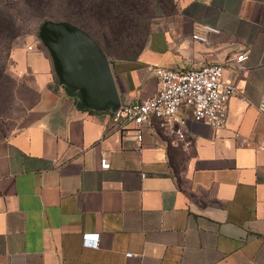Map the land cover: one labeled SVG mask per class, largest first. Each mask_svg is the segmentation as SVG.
Masks as SVG:
<instances>
[{
  "label": "crops",
  "instance_id": "0c3cea01",
  "mask_svg": "<svg viewBox=\"0 0 264 264\" xmlns=\"http://www.w3.org/2000/svg\"><path fill=\"white\" fill-rule=\"evenodd\" d=\"M173 2L136 58L108 57L116 99L101 106H79L44 53H24L37 98L0 130V264H264V0ZM199 23L219 29L206 44L191 37ZM243 50L239 72L227 59ZM209 63L239 90L223 127L188 109L183 139L155 117L141 141L111 126L120 103L158 93L157 66Z\"/></svg>",
  "mask_w": 264,
  "mask_h": 264
},
{
  "label": "built area",
  "instance_id": "2783aa9c",
  "mask_svg": "<svg viewBox=\"0 0 264 264\" xmlns=\"http://www.w3.org/2000/svg\"><path fill=\"white\" fill-rule=\"evenodd\" d=\"M219 29L209 24L195 25L191 37L202 43H208L210 33H218ZM247 50L235 53L227 59L237 71L245 69L244 61ZM223 63H209L199 68L176 70L170 67L157 66L154 74L159 80L158 93L150 98L139 101L120 103L112 112L111 126L124 135L134 132L138 141L142 140L145 124L151 117L161 119L173 127L174 133L180 139L184 138L183 127L188 118L182 115L188 109L193 121L205 122L212 128L224 126L227 118V102L232 96L239 95L235 83L223 80ZM258 111L264 115V95L261 96ZM101 168H109L110 161L105 154L99 159ZM83 244L96 247L98 233H85ZM130 256L131 253H126Z\"/></svg>",
  "mask_w": 264,
  "mask_h": 264
},
{
  "label": "rangeland",
  "instance_id": "374dc122",
  "mask_svg": "<svg viewBox=\"0 0 264 264\" xmlns=\"http://www.w3.org/2000/svg\"><path fill=\"white\" fill-rule=\"evenodd\" d=\"M163 1L165 6L158 0H141L140 10L152 22L161 12L172 10L173 0ZM54 7L52 4L50 9ZM44 12L45 9L28 7L21 0H0V130L3 132L16 128L37 98L33 74L29 67L23 68L24 53L38 50L53 65L50 54L40 39ZM63 84L68 85L65 81Z\"/></svg>",
  "mask_w": 264,
  "mask_h": 264
},
{
  "label": "trees",
  "instance_id": "16d2710c",
  "mask_svg": "<svg viewBox=\"0 0 264 264\" xmlns=\"http://www.w3.org/2000/svg\"><path fill=\"white\" fill-rule=\"evenodd\" d=\"M144 0H142L143 2ZM46 10L43 21H67L86 31L111 59H133L142 50L151 21L141 11V0H21ZM161 5L163 0H158ZM54 4V9H50ZM49 10V11H48ZM174 11V4L172 10ZM67 90L80 106L79 90ZM82 107V106H81Z\"/></svg>",
  "mask_w": 264,
  "mask_h": 264
},
{
  "label": "water",
  "instance_id": "95a60500",
  "mask_svg": "<svg viewBox=\"0 0 264 264\" xmlns=\"http://www.w3.org/2000/svg\"><path fill=\"white\" fill-rule=\"evenodd\" d=\"M40 39L62 84L79 90L97 107L116 99L110 61L86 31L67 21L47 20Z\"/></svg>",
  "mask_w": 264,
  "mask_h": 264
}]
</instances>
